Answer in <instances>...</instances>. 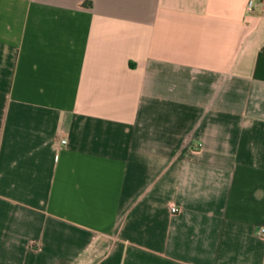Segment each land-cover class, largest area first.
<instances>
[{
  "label": "crops",
  "instance_id": "obj_1",
  "mask_svg": "<svg viewBox=\"0 0 264 264\" xmlns=\"http://www.w3.org/2000/svg\"><path fill=\"white\" fill-rule=\"evenodd\" d=\"M247 2L0 0V264H264Z\"/></svg>",
  "mask_w": 264,
  "mask_h": 264
},
{
  "label": "built area",
  "instance_id": "obj_2",
  "mask_svg": "<svg viewBox=\"0 0 264 264\" xmlns=\"http://www.w3.org/2000/svg\"><path fill=\"white\" fill-rule=\"evenodd\" d=\"M260 3L264 4V0H248L247 5H246V10H247L248 14H251L254 11L255 6L257 4H260ZM66 142H67L66 139L62 140L63 144ZM171 210H172V212H178L179 208L177 205H172ZM261 233L264 234V227L261 229Z\"/></svg>",
  "mask_w": 264,
  "mask_h": 264
}]
</instances>
